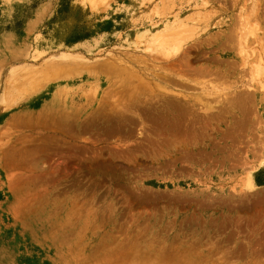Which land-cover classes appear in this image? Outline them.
<instances>
[{"label":"rangeland","instance_id":"1","mask_svg":"<svg viewBox=\"0 0 264 264\" xmlns=\"http://www.w3.org/2000/svg\"><path fill=\"white\" fill-rule=\"evenodd\" d=\"M262 59L264 0H0V264H264Z\"/></svg>","mask_w":264,"mask_h":264},{"label":"bare ground","instance_id":"2","mask_svg":"<svg viewBox=\"0 0 264 264\" xmlns=\"http://www.w3.org/2000/svg\"><path fill=\"white\" fill-rule=\"evenodd\" d=\"M170 31H171V35H170V42H171V40H172V38L173 37H175L176 38V40H182V38H181V36H180V34H176V33H173V31L170 29ZM241 34V33H240ZM245 34V33H244ZM244 34H241L240 36H242V35H244ZM246 36H247V34H245ZM156 36H150V34H148L147 35V38H146V41L148 42H152V43H154L155 41H156ZM246 38L247 37H240L239 39H240V41H242V42H240L239 44H240V47L242 46V48L243 49H240L241 51L243 50L244 51V49H245V47L247 46V44L245 45V43H246ZM140 39V37L138 38V40ZM246 40V41H245ZM150 42V43H151ZM149 44V43H148ZM245 46V47H244ZM155 48V47H154ZM245 52L247 53V50H245ZM246 55V54H245ZM248 55V54H247ZM259 58H260V55H259ZM261 59V58H260ZM56 60V59H55ZM55 63V62H54ZM57 63H60L59 65H61V62L59 61V60H57L56 61V64ZM48 64V63H47ZM264 61H263V59H262V61L261 60H259V66H258V64H257V66H258V68H257V66H256V68H254L255 70H256V72L255 73H257V72H261V69L262 70H264ZM253 65V64H252ZM254 69H253V71H254ZM30 72V71H29ZM262 73V72H261ZM38 74L39 73H37L36 71H31L30 73H29V75L31 76V83H36V82H38L39 80H38V78H39V76H38ZM258 74V73H257ZM209 104V103H208ZM207 109V111L210 109V107L208 108H206L205 107V110ZM204 110V111H205ZM206 112V111H205Z\"/></svg>","mask_w":264,"mask_h":264}]
</instances>
